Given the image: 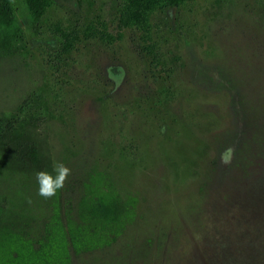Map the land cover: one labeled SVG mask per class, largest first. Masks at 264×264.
Wrapping results in <instances>:
<instances>
[{
	"label": "rangeland",
	"instance_id": "obj_1",
	"mask_svg": "<svg viewBox=\"0 0 264 264\" xmlns=\"http://www.w3.org/2000/svg\"><path fill=\"white\" fill-rule=\"evenodd\" d=\"M11 2L0 114L39 116L42 160L71 169L63 221L94 170L136 198L70 264H264V0Z\"/></svg>",
	"mask_w": 264,
	"mask_h": 264
},
{
	"label": "trees",
	"instance_id": "obj_2",
	"mask_svg": "<svg viewBox=\"0 0 264 264\" xmlns=\"http://www.w3.org/2000/svg\"><path fill=\"white\" fill-rule=\"evenodd\" d=\"M51 4L52 0H24L34 21ZM22 33L11 0H0V58L19 50ZM39 122L37 115L15 122L12 113L0 114V264H70L71 246L77 254L102 247L109 241L108 233L118 231L134 214L136 198H123L109 172L94 170L84 182L74 214L65 223L61 190L51 199L37 194L36 172L52 171V164L41 157ZM36 210L41 215L49 213V219L34 223Z\"/></svg>",
	"mask_w": 264,
	"mask_h": 264
},
{
	"label": "clouds",
	"instance_id": "obj_3",
	"mask_svg": "<svg viewBox=\"0 0 264 264\" xmlns=\"http://www.w3.org/2000/svg\"><path fill=\"white\" fill-rule=\"evenodd\" d=\"M228 158L224 157L227 162ZM71 174V169L62 161H53L52 171L39 170L36 172L37 194L44 199H51L60 191Z\"/></svg>",
	"mask_w": 264,
	"mask_h": 264
}]
</instances>
